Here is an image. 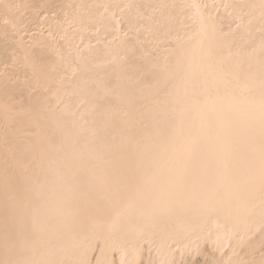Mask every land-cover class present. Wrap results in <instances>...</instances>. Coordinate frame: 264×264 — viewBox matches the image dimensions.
<instances>
[{"label": "snow or ice", "instance_id": "obj_1", "mask_svg": "<svg viewBox=\"0 0 264 264\" xmlns=\"http://www.w3.org/2000/svg\"><path fill=\"white\" fill-rule=\"evenodd\" d=\"M55 7L0 0V40L8 53L3 86L12 82L21 96L27 92V108L21 100L12 111L29 121L27 134L34 137L9 152L0 264H91L58 259L63 242L89 232L99 237L124 221L212 218L257 185L264 201V71L258 88L230 79L213 61L211 43L206 53L203 44L199 52L169 44L171 56L161 69L150 65L138 34L142 54L125 41L130 46L120 70L96 80L87 65L74 66L59 42L49 43L51 31L49 39H37L43 32L32 25L47 21ZM189 7L199 15V5ZM259 8L264 21V0ZM65 20L71 23L67 13ZM203 56L207 72L198 68ZM65 79L77 80L89 97L87 128L76 113L72 120L48 115ZM190 254L192 264H201L198 247Z\"/></svg>", "mask_w": 264, "mask_h": 264}, {"label": "bare ground", "instance_id": "obj_2", "mask_svg": "<svg viewBox=\"0 0 264 264\" xmlns=\"http://www.w3.org/2000/svg\"><path fill=\"white\" fill-rule=\"evenodd\" d=\"M28 0L32 3L56 5L49 10V19L32 25L36 33L43 32L54 46L59 42L65 56L71 54L74 66L87 65L89 75L96 80L114 78L128 56L125 41L137 47L138 34L150 65L163 69L173 48L188 46L204 53L209 43L213 61L222 66L230 79L248 80L257 88L264 71V21L261 20V0ZM24 2V0H6ZM199 5V15L190 5ZM71 5L73 7H66ZM228 5V7H225ZM256 7H252V6ZM67 13L68 23L65 20ZM239 25V27H237ZM125 33L128 35L126 36ZM63 37V39H61ZM8 57L5 43L0 40V207L4 200V171L13 166L9 155L18 145L34 139L28 135L29 121L12 107L21 100L27 108L28 94H20L18 84L3 86L4 61ZM55 59V56L53 57ZM137 63H141L138 59ZM8 72H12L9 59ZM200 71H208L206 56L199 58ZM64 69L61 68V72ZM67 76L73 73L68 69ZM21 79H23L21 77ZM77 80L65 79L58 99H53V119L63 115L72 120L76 113L78 125L87 128L92 123L89 99L80 92ZM8 109L7 117L5 109ZM32 131H35L32 128ZM7 160V165L5 161ZM258 185L242 201H233L231 208L218 216H190L179 221L155 223L124 221L111 231L97 237L89 232L62 244L58 259L79 261L88 259L96 264H192L193 249L201 264H260L264 259V201ZM5 219L0 212V257L3 255Z\"/></svg>", "mask_w": 264, "mask_h": 264}, {"label": "rangeland", "instance_id": "obj_3", "mask_svg": "<svg viewBox=\"0 0 264 264\" xmlns=\"http://www.w3.org/2000/svg\"><path fill=\"white\" fill-rule=\"evenodd\" d=\"M32 1H33V0H32ZM55 1H56V0H51L50 3H53V2H55Z\"/></svg>", "mask_w": 264, "mask_h": 264}]
</instances>
